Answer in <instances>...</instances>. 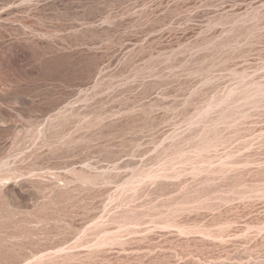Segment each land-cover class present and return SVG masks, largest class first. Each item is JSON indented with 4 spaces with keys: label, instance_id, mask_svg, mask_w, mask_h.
I'll use <instances>...</instances> for the list:
<instances>
[{
    "label": "rangeland",
    "instance_id": "obj_1",
    "mask_svg": "<svg viewBox=\"0 0 264 264\" xmlns=\"http://www.w3.org/2000/svg\"><path fill=\"white\" fill-rule=\"evenodd\" d=\"M0 264H264V0H0Z\"/></svg>",
    "mask_w": 264,
    "mask_h": 264
}]
</instances>
